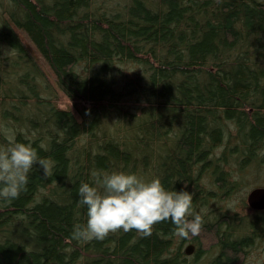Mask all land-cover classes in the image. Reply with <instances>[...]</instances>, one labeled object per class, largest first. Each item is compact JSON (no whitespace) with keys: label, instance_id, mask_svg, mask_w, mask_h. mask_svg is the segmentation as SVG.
I'll return each instance as SVG.
<instances>
[{"label":"trees","instance_id":"obj_1","mask_svg":"<svg viewBox=\"0 0 264 264\" xmlns=\"http://www.w3.org/2000/svg\"><path fill=\"white\" fill-rule=\"evenodd\" d=\"M0 125L51 163L0 201V264H246L264 210L203 215L190 238L170 220L71 232L93 170L158 176L197 211L247 174L264 186V0H0Z\"/></svg>","mask_w":264,"mask_h":264},{"label":"clouds","instance_id":"obj_2","mask_svg":"<svg viewBox=\"0 0 264 264\" xmlns=\"http://www.w3.org/2000/svg\"><path fill=\"white\" fill-rule=\"evenodd\" d=\"M7 142L0 144V201L19 197L29 182L34 165L46 175L51 163L31 144L16 139L14 128L0 125ZM93 182L78 187L79 206H86V220L73 225L74 239L103 240L110 232L136 229L140 235L152 234L153 225L170 220L181 238L202 230L203 216L193 207V193L187 189H166L156 176L144 179L135 172L93 170Z\"/></svg>","mask_w":264,"mask_h":264},{"label":"rangeland","instance_id":"obj_3","mask_svg":"<svg viewBox=\"0 0 264 264\" xmlns=\"http://www.w3.org/2000/svg\"><path fill=\"white\" fill-rule=\"evenodd\" d=\"M61 103L67 104V99L62 97ZM243 180H246V184L242 185L239 189L233 192L229 191V193L227 195H223V197H220L218 192L216 195H218L219 197L209 198L204 205H199L198 211L201 213V215H207L208 217L212 218L213 215L216 214L214 212H220L222 210H228L230 212L237 213L238 215L250 214L252 209L246 203V194L251 189L250 183H253L255 181L253 180V178H250L248 174L245 175ZM208 188L217 192L216 188L214 186H211L210 184H208ZM191 243L192 242L187 241L184 243L183 247L185 248ZM193 249L191 253L193 252ZM262 262H264V249L256 248L251 250L245 263L261 264Z\"/></svg>","mask_w":264,"mask_h":264},{"label":"water","instance_id":"obj_4","mask_svg":"<svg viewBox=\"0 0 264 264\" xmlns=\"http://www.w3.org/2000/svg\"><path fill=\"white\" fill-rule=\"evenodd\" d=\"M246 203L252 210H264V186L251 188L246 194ZM193 245L185 247V253L190 254Z\"/></svg>","mask_w":264,"mask_h":264}]
</instances>
